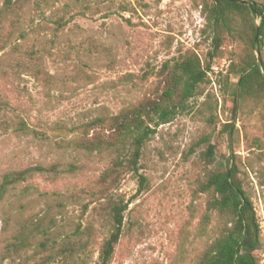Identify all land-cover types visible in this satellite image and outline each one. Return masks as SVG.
I'll return each mask as SVG.
<instances>
[{"label": "rangeland", "instance_id": "rangeland-1", "mask_svg": "<svg viewBox=\"0 0 264 264\" xmlns=\"http://www.w3.org/2000/svg\"><path fill=\"white\" fill-rule=\"evenodd\" d=\"M199 2L25 0L16 14L1 16L0 180L11 171L28 172L0 201V264H74L78 254L81 264H95L112 230V200L128 205L110 264H198L227 222L209 209L211 192L201 183L209 171L225 168L230 155L253 202L264 249V98L234 101L237 76L227 81L223 74L244 41L220 30L223 43L210 59ZM239 23L237 17L236 29ZM188 51L220 71L218 81L209 75L172 120L150 124L154 132L138 160L137 173L146 178L141 189L138 174L130 172L110 199L93 195L110 154L75 149L63 142L71 133L60 128L154 99L169 66ZM259 54L264 59V44ZM208 145L214 146L212 162L204 155ZM20 232L25 241L10 255ZM65 241L71 248L62 252Z\"/></svg>", "mask_w": 264, "mask_h": 264}, {"label": "trees", "instance_id": "trees-1", "mask_svg": "<svg viewBox=\"0 0 264 264\" xmlns=\"http://www.w3.org/2000/svg\"><path fill=\"white\" fill-rule=\"evenodd\" d=\"M17 1H20L19 6L22 8L25 0ZM247 1L249 5L232 0H200L199 2L205 23L202 32L209 31L211 35L212 51L208 53L210 59L213 58L212 52L219 50L223 43L220 30L224 29L232 36L238 34L240 40L244 41L242 53L236 61L229 63L223 74L227 81L230 75L237 76V82L231 90L234 101L246 98L258 99L261 95L264 98V59L260 56V62L257 63L253 39L254 22L250 13L252 12L255 18L259 19L258 48L261 50L264 44V1ZM19 6H16L12 0H5L0 12V20L1 16L5 18L16 14V8H20ZM237 17L241 18V24H238L239 29L235 27ZM15 22L16 20L11 24ZM55 23L57 27L62 26L63 18H58ZM211 68L209 63L203 65L196 52L188 51L169 66L163 88L154 99L148 98L130 104L114 115H99L72 127L60 128L71 133V138L63 142L75 149L110 154L109 164L99 174L93 195L101 199H110V192L117 188L124 174L130 172L138 174L141 149L154 132L150 124L153 123L156 126L172 120L176 108H183L188 99L197 92L200 84L210 82L209 75L212 74L218 81L221 72H215ZM235 109L234 105L233 113ZM224 127L230 131L233 130V125L230 123L224 124ZM204 155L209 162H212L214 146L208 145ZM234 156L227 157L225 168L209 171L201 183V190L211 192V198L208 201L209 209L226 217L227 222L226 227L200 255L198 264H264V257L262 259L261 256L264 253L261 227L253 202L238 177L239 171L233 159ZM27 172L28 170L11 171L2 176L0 201L10 187L25 179ZM138 178L139 189H141L146 183V178L142 174H138ZM127 205L121 200L111 201L112 230L103 241L95 264H110L115 245L122 232ZM14 240L8 249L10 255V251L18 254L25 238L20 232L14 236ZM67 242H64L62 252L71 248L70 243ZM41 245L45 246L44 243ZM49 257H52V253H49L47 258ZM63 262L67 264L68 261ZM81 262L82 258L78 254L74 264H81ZM16 264L26 263L22 261ZM68 264H73V261Z\"/></svg>", "mask_w": 264, "mask_h": 264}, {"label": "water", "instance_id": "water-1", "mask_svg": "<svg viewBox=\"0 0 264 264\" xmlns=\"http://www.w3.org/2000/svg\"><path fill=\"white\" fill-rule=\"evenodd\" d=\"M239 3H244L246 5H249L247 0H232ZM251 17L253 19L254 25H253V39H254V47H255V54L257 57V63L260 62V54H259V48H258V24L256 23L255 16L252 12ZM264 78V77H263Z\"/></svg>", "mask_w": 264, "mask_h": 264}]
</instances>
